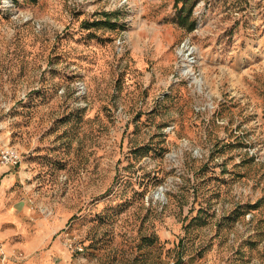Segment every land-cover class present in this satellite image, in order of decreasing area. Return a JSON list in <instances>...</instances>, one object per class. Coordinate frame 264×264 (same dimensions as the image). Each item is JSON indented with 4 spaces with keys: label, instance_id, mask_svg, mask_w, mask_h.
Wrapping results in <instances>:
<instances>
[{
    "label": "rangeland",
    "instance_id": "obj_1",
    "mask_svg": "<svg viewBox=\"0 0 264 264\" xmlns=\"http://www.w3.org/2000/svg\"><path fill=\"white\" fill-rule=\"evenodd\" d=\"M0 167L73 264H264V0H0Z\"/></svg>",
    "mask_w": 264,
    "mask_h": 264
},
{
    "label": "crops",
    "instance_id": "obj_2",
    "mask_svg": "<svg viewBox=\"0 0 264 264\" xmlns=\"http://www.w3.org/2000/svg\"><path fill=\"white\" fill-rule=\"evenodd\" d=\"M5 167H0V179L4 176V185L0 186V194L11 190L12 175L7 174ZM1 181V180H0ZM28 212V210H27ZM30 224L17 214L5 201L0 205V264H73L72 255L60 251L53 245L51 234L34 235ZM62 253V259L56 254ZM59 254V253H58ZM76 264V263H75Z\"/></svg>",
    "mask_w": 264,
    "mask_h": 264
},
{
    "label": "built area",
    "instance_id": "obj_3",
    "mask_svg": "<svg viewBox=\"0 0 264 264\" xmlns=\"http://www.w3.org/2000/svg\"><path fill=\"white\" fill-rule=\"evenodd\" d=\"M2 161L10 165H18L21 162V155L14 149L3 150Z\"/></svg>",
    "mask_w": 264,
    "mask_h": 264
},
{
    "label": "trees",
    "instance_id": "obj_4",
    "mask_svg": "<svg viewBox=\"0 0 264 264\" xmlns=\"http://www.w3.org/2000/svg\"><path fill=\"white\" fill-rule=\"evenodd\" d=\"M33 1H36V0H33ZM195 24H196L195 22L192 23V25L190 27L191 30L195 28Z\"/></svg>",
    "mask_w": 264,
    "mask_h": 264
}]
</instances>
